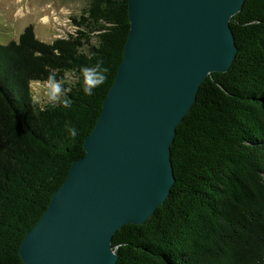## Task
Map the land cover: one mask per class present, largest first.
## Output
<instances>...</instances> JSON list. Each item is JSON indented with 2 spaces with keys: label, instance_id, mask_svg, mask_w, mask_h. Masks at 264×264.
Returning <instances> with one entry per match:
<instances>
[{
  "label": "trees",
  "instance_id": "obj_1",
  "mask_svg": "<svg viewBox=\"0 0 264 264\" xmlns=\"http://www.w3.org/2000/svg\"><path fill=\"white\" fill-rule=\"evenodd\" d=\"M70 20L66 38L44 43L27 26L0 44V264H23L20 244L84 156L122 60L127 0H90ZM229 25L235 59L200 85L170 147V193L113 235L116 264H264V0H245ZM97 64L107 79L87 95L80 68ZM50 72L70 108L32 98Z\"/></svg>",
  "mask_w": 264,
  "mask_h": 264
},
{
  "label": "water",
  "instance_id": "obj_2",
  "mask_svg": "<svg viewBox=\"0 0 264 264\" xmlns=\"http://www.w3.org/2000/svg\"><path fill=\"white\" fill-rule=\"evenodd\" d=\"M245 0H127L129 32L84 156L23 238V264H116L113 235L142 225L174 183L177 126L212 73L231 67Z\"/></svg>",
  "mask_w": 264,
  "mask_h": 264
},
{
  "label": "rangeland",
  "instance_id": "obj_3",
  "mask_svg": "<svg viewBox=\"0 0 264 264\" xmlns=\"http://www.w3.org/2000/svg\"><path fill=\"white\" fill-rule=\"evenodd\" d=\"M90 0H0V44L18 41L27 26H32L35 37L44 43L66 38L76 29L71 17H79ZM32 98L40 105L49 103L45 89L38 83L30 84Z\"/></svg>",
  "mask_w": 264,
  "mask_h": 264
},
{
  "label": "clouds",
  "instance_id": "obj_4",
  "mask_svg": "<svg viewBox=\"0 0 264 264\" xmlns=\"http://www.w3.org/2000/svg\"><path fill=\"white\" fill-rule=\"evenodd\" d=\"M107 69L100 64L95 66H83L80 68V74L83 79V91L91 95L93 90L99 87L107 79ZM45 89L47 100L53 104H59L64 108H70L72 100L68 97L63 81L58 80L54 72H50L45 80L37 81ZM71 136L75 137L77 131L75 128L69 129Z\"/></svg>",
  "mask_w": 264,
  "mask_h": 264
}]
</instances>
